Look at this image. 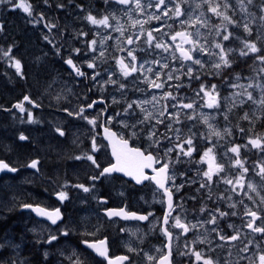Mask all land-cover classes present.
<instances>
[{
	"label": "flooded vegetation",
	"instance_id": "obj_1",
	"mask_svg": "<svg viewBox=\"0 0 264 264\" xmlns=\"http://www.w3.org/2000/svg\"><path fill=\"white\" fill-rule=\"evenodd\" d=\"M79 1L66 0V5H68V8L73 9ZM103 2L104 0H85V5L74 11L81 13L82 21H85V15L89 12L98 18L106 10V3ZM108 4L110 5V3ZM111 4L115 7L123 6L115 2H111ZM157 24V21L149 24L145 32L147 39L148 33ZM89 27V35L97 36L95 34L96 28L91 33V26ZM152 32L157 33L155 40H159L161 32L157 30ZM57 35V28H55V32L51 30L50 36L52 40H49L51 43L48 41L43 43L40 40L36 51L28 52L26 47L20 48L21 59H29L35 54L38 56V53L41 55L45 54L46 61L44 65L46 67L43 65L42 67L45 70L47 68L50 69V66L54 67V73H52L51 77H54L56 74L67 80H71L72 78L77 80V102L64 103L63 100L59 102L48 91L46 103L43 99L32 97L31 95L33 94L30 95L29 92H25L21 98L12 99L6 106L7 108H11L16 101H21L26 95L34 99L38 105L37 107H34L31 103H26L25 111L23 112L17 108H11L4 113L6 116L23 117L24 114H27L26 107H33L35 113L41 114L40 134L43 133L44 136L49 135L54 144L53 146L60 148L62 157H60V163H58V158L54 155L55 153H51L50 156L44 159L38 155V157H26L25 154L30 152L22 151L16 157L13 154L14 146H10L8 143L4 145L5 159L3 160L11 167L16 168L17 171L5 172L1 174L0 179H2L3 185L6 184L10 188L13 187L12 190L18 202L17 204L5 206L2 209V214L0 212V230L2 231L0 244L5 246L0 248V264H8L9 261L17 257L21 259L22 255L26 253L33 254L29 261L22 258L27 264H71L68 258L73 253L86 257L88 264H107L104 258L97 256L91 249L86 248L83 244L84 240H88L89 242L106 240L108 255L113 259L126 255L129 257L130 264H159L161 257L169 251L167 247L169 239L162 231L164 227H168L172 233L170 241L172 264H202V261H196L194 255H192L193 249L201 251L206 256H211L218 264H253L254 261L255 264H258V255L264 252V237L261 234L252 233L244 227L247 220L244 217L242 209H237L236 215L230 214L224 218H219L218 214H216L218 216L217 224L215 225L217 232L225 236H231L236 231H239L241 237L237 241H221L217 232L211 231L214 227L211 224H200L188 233H183L181 229L172 227L171 223L165 226L163 224V216L167 211L166 197L163 196L162 190L158 189L154 181H146L142 185H137L119 173H112L111 175L100 177L95 181L91 179V177L99 175L100 169H96L86 159L76 160L74 157L90 153L92 140L95 137L99 150L94 155L100 163L101 169L115 162L110 145L103 135L104 126L114 129L120 138L128 140L129 147L140 148L146 154L150 152L156 156L161 163L154 165V167L158 168L162 163L170 161H166V156H164L161 150H156L154 145H147L150 141L144 135L136 137L129 128L126 129L120 123L123 118L121 106L125 103V100L130 99L128 95L130 89H127L126 86L124 88L115 86L117 96L115 103L111 102V97L106 93L105 89H100L102 82L99 78L105 74L104 71L114 70L117 78L122 76L120 67L117 64L116 55L109 56L107 51L112 41H110V44H106L107 46L97 43L96 51L93 53L89 50V42L92 39L89 38L84 44L81 41L74 40L76 43L74 46L64 49V45L62 48L56 44L58 41ZM69 35H74V30L70 31ZM100 36L98 34L97 41H100ZM177 39L183 43L182 46L179 45L180 47L190 49L189 46L191 44L185 46L183 40L178 37ZM167 41L169 40L167 39ZM174 44L177 47L176 42ZM81 46H83V54H80L81 52L77 54L73 51ZM141 46H146V44L141 43L139 48ZM57 49H59V52ZM156 49L155 46L144 51L137 49L136 53H141L140 57L136 56L137 60L149 58L150 55L152 56L151 52ZM175 49L179 52L177 48ZM55 51H57L56 56L54 55ZM62 52L64 54H61ZM101 52L104 53L103 56H100ZM92 54H95L96 58H91ZM69 57L85 73L84 76H77L71 66L65 63ZM128 58L124 59L128 60ZM93 61L96 64L95 70L87 67V64ZM41 62V59L38 58L37 64L39 65ZM173 62L180 63V57L176 56ZM33 66L32 62L31 67ZM34 68H37V66H34ZM94 71L100 73L95 81L92 80ZM44 77L49 79V74H45ZM118 84L125 85L120 82ZM87 85L89 88L85 92ZM194 87L198 88L195 82L192 85V88ZM177 95V98H182L181 95ZM93 101L97 102L93 108H87V105ZM68 106H74V108H68ZM81 107L85 108L84 115L89 119L98 117L95 126L90 124L88 120L74 115ZM65 109L68 111H65ZM68 112H72L73 115H69ZM118 113L119 115H117ZM110 117L111 120H109ZM227 121L230 124L233 123L236 127H240L239 123L235 124L230 112ZM129 127H131L130 124ZM57 128L62 129L65 135L60 136L56 132ZM73 132L75 134H72ZM26 143L27 141L23 142V147H31V145H27ZM6 146H8L7 149ZM172 155H174V152L170 156ZM181 157L184 158L182 161L184 164L182 162H178L176 165L170 163L169 168L170 177L174 176L175 171H179L180 175L174 181L169 180L166 186L172 187L174 184L175 187H179L178 184L184 180L189 181L192 178L199 180V172L197 170L201 169V167L197 169L194 166V169L189 170L188 168L192 167L190 165V159L192 158L190 157L189 159L183 155ZM33 160L38 161L36 169L29 166ZM147 172L150 175L154 174L152 170H147ZM40 177L46 183H42ZM80 184L89 187L91 190L84 192L81 188L76 187ZM201 184L199 181L195 183H183L184 193H182V190L175 191V187H173L174 205H178L173 212V216L180 215L181 219L188 223L190 227L192 224L207 221L210 218L209 211L214 214L216 209H221L224 212L230 209L228 205L220 207V200L218 199L223 197L222 195L216 194L212 196L214 192L210 191V193H207V189L200 188ZM63 186H65L64 190ZM22 187L31 190V194L24 191ZM147 187L150 189L147 199L148 205L145 209L138 210L134 206L133 201L143 195ZM53 189L55 190L53 191ZM60 191L67 192L68 198L66 200H59L57 193ZM157 192L160 193V197L155 199L154 197ZM192 193L195 195H191ZM23 204H31L33 207L41 206L53 211L58 208L60 209L61 219L56 224H52L46 216L37 215L33 208H24L22 207ZM123 207L129 212H144L147 215L151 213V215L147 221L143 222L119 216L108 217L106 214V211L109 209H120ZM201 207H204L206 211L200 212ZM261 207L264 208V205H261ZM261 214L264 215V213ZM257 223L259 224L260 221H257ZM229 225H232V227H229ZM30 227H34V229H30ZM64 231H68L69 235H62ZM51 235H56L58 239L49 244L47 240ZM194 241L195 243H193ZM249 241H252V243H248ZM245 244L248 245V252L242 251ZM185 245L188 247H185ZM130 249H134V251ZM45 253H47V256H45ZM184 253L188 254L184 255ZM148 255L154 257V259L149 261L147 259ZM125 264H129V262L126 261Z\"/></svg>",
	"mask_w": 264,
	"mask_h": 264
},
{
	"label": "rangeland",
	"instance_id": "obj_2",
	"mask_svg": "<svg viewBox=\"0 0 264 264\" xmlns=\"http://www.w3.org/2000/svg\"><path fill=\"white\" fill-rule=\"evenodd\" d=\"M16 2L18 3L19 0H16ZM28 2L32 5V16H29L20 8H12L11 6L0 4V25L4 27V31L0 32V47L7 48L9 45L15 43L16 47L14 49V54L20 59L22 57L20 48L26 47L28 52H32L33 50L36 51L40 40H42L41 42L43 43L50 39L52 40L50 36L51 30L55 32V28L58 29V41L56 44L62 48L64 45V49L74 46V44H76L74 40L81 41L82 44L89 38L98 40L97 36L100 34V41H97V43L106 45L110 44V41H112L107 51L109 56L116 55L117 60L122 57L127 59V52L129 50H134V54L140 57L141 53H136L137 49L144 51L155 46V43H167V45L170 46L168 51L156 49L151 52L152 56L150 55L149 58H140L137 60L135 63L138 69L145 61H148V63L144 64L143 69L132 73L128 77H124L122 74L120 78H117L114 70L104 71L105 74L99 78L102 82L100 84V89H105L113 103H115L117 99L115 86H119L118 82L124 83L126 88L130 89L128 93L130 99L125 100V103L121 106L123 118L120 123L123 124L124 127L127 125L125 128H129L132 134L135 133L134 136L139 137L140 135H144L150 141L147 145H154L155 149L158 151L161 150L163 154L166 149L173 148L174 150L172 152H174V155L170 156L171 152L165 158L166 161H170L172 164L176 165L178 162L181 163L184 160L181 155L178 160L179 149L175 146L195 133V136H193V143L196 151L193 152L192 159H190V157L187 158L190 159V165H192L191 168H188L189 170L194 169V166H196L197 169L201 167V169L197 170V172H199V180L195 178L189 181L184 180L182 183L180 182V184H178L179 186L183 185V183H195L196 181L202 184L206 182V178L203 177V172L208 169V161L205 160L199 163L198 161L201 160L203 153L208 148L212 147V155L215 156V163L223 165L224 170L218 175H214L213 182L205 187V189L208 190L206 192L210 193V191H213L214 193H212V196L216 194L223 196L218 199L220 200V207H223V205H228L230 207V205L235 204V208L230 207V209L227 210L229 215L232 212H236L237 209H242L244 213L245 205L253 208V210L256 209V205L259 204L260 198L257 196L256 192H252L247 188V183L250 182L254 184L257 187V191H259L261 195H264V181L256 175V172L259 171L258 165H264V153L257 149H252L250 146L244 148L243 145L247 144L249 137H254L256 135L264 136V132L252 135L243 125V116H241L240 127H236L233 123L230 124L224 119V116L227 114L229 117L230 112L234 117L237 114L235 111L242 108V106H237V109H234L235 107L232 106L234 100L233 93L241 91V89H234L231 85L233 83L247 84L249 82L264 83V78H262L264 74L257 76V72L262 65H260L259 61H255L254 54L241 57L237 51L230 56L232 60L231 68L223 69L217 74L216 70L212 68V65L217 62V57L215 56L197 51L192 52L193 58L200 59L204 67L194 64L193 61H185L182 59L180 53L175 49L177 47L174 44V42H176L177 45L182 46V41L178 39L175 41L172 40V36L180 30H186L187 33L191 34L193 40L198 41L199 45L208 48L210 52L218 51L214 49L212 45L221 39V37L216 35L217 26L221 25V18L208 12L207 5L203 0H186V2L185 0H180L184 15L179 18L175 17L171 11H169L168 16L163 15V10L174 8L175 0H173L172 3H168L166 0L167 8L161 6L160 9H156L155 7L157 0H141L143 11L136 8L135 0H132L130 5H123L122 7H115L111 3L110 5L106 4L105 7L107 11L104 10V13L100 17L104 15H110L111 17V15L114 14L115 19H110L111 27L92 25L86 18L85 21H82L81 13L75 12L74 10L83 7L85 5V0H80V3L78 2L73 9L68 8L66 0H48L47 4L44 0H28ZM229 3L232 4V9L234 11L229 10L228 15L241 24L253 19V16L248 14L255 15V22L250 25L254 30V35L250 39H255V32L257 30L264 32V22L259 20V5L261 0H254L253 4L248 5V14L240 12L236 0H229ZM59 4H63L64 7H58L57 5ZM149 4L152 6L149 7ZM198 5L199 7H197ZM90 9L92 10L91 6ZM41 13L43 14V19L40 18L39 14ZM129 15L131 19H129ZM157 15L160 16L161 19L152 18ZM246 15H248V20H245ZM86 16L87 13L85 17ZM198 16L206 22V27L201 26L199 23L195 25L191 23L182 25L180 23L181 20L191 21ZM133 20L139 21L140 23L133 26ZM156 21L158 24L151 30H158L161 32V37L150 45L145 32L149 24ZM50 23L56 24L57 27L49 29L45 26ZM89 26H91V33L92 31L94 32V28H96L95 34L97 36L89 35ZM117 28H121L123 34H121L120 31H116L115 29ZM72 30H74V35L68 36V33ZM219 30L224 32L223 27H220ZM152 31L151 33L154 34L153 36L155 37L157 33ZM228 31L232 32L233 37L236 38L232 39L230 42H224L225 47L238 50L242 47L241 40L246 38L247 34L243 31L242 27H237L235 25H228ZM81 32L87 33V35H79ZM45 36L48 37V40L44 39ZM129 37L133 40V43L130 45L127 44ZM167 39L169 41H167ZM101 41H103V43H101ZM141 43L146 44V46H141L139 48ZM258 46L260 45L258 44ZM189 48L191 49L192 45H190ZM79 49H81L80 54H83V46ZM56 52L57 51L54 52L55 56ZM90 52L92 51L90 50ZM61 54H64V52ZM176 56L180 57V63L173 62ZM38 58L42 61L39 65L37 64ZM91 58H96V55L92 54ZM154 60L160 63L153 64L152 61ZM21 61L24 66L23 77L16 73L15 68L11 66L10 62L6 59H0V92L3 94L2 96H4L2 99L3 105H8L12 99L21 98L25 92H29L33 94V97L43 99L47 103L46 95L48 91L52 93L59 102H61V100H63L64 103L77 102V80L73 78L67 80L56 74L54 77H51L52 73H54V67L50 66V69L47 68L46 70L42 67V65L46 67V65H44L46 61L45 54L41 55L38 53V56L35 54L31 58L26 60L21 59ZM32 62L37 68H34V66L31 67ZM130 62V57L128 60H125V63H129L131 67ZM165 64L167 67H163ZM149 67L153 69L152 72L147 71ZM189 68L193 70L192 76L187 74ZM157 73H159V78H157ZM45 74H49V79L44 77ZM169 74L172 75L173 79H168ZM237 75L242 79L237 80ZM193 77H199V79ZM110 78L116 81V83L113 84L109 82ZM150 81L163 83L164 86L162 88H153L151 87ZM193 82H195V85H198V88H192ZM201 84L217 85L220 101L218 108H208L206 106L208 101L207 98L204 97V94L201 92L197 95ZM88 88L89 86L87 85L85 92H87ZM169 92H171L172 96L166 97V93ZM177 94L181 95L182 98H177ZM253 94L258 96L259 89L253 90ZM153 97L156 99L154 100ZM173 97L175 99H172ZM134 101L143 102V111L141 107H137L136 104H133V108L125 112L124 110L127 108L128 104ZM181 103H194V108L185 109L181 106ZM173 105H175V107H173ZM256 107L257 106H255V108ZM68 108H74V106H68ZM229 109H231V111H228ZM26 111L27 114H24L23 117L10 115L2 117L0 115V150H3L4 145L8 143L10 146L15 147H13V154L18 157V154H21L19 152H22L24 149L23 142L27 141V145L29 143L31 144V147L28 146L31 149L30 153L25 154L26 157L42 156L46 159L51 153H55L54 155L57 156L58 163H60V157H62L60 148L53 146L54 144L49 135L44 136L43 133L40 134L41 114L35 113L33 107L30 106L26 107ZM258 111L260 110L258 109ZM161 112L164 113L163 116L160 115ZM29 113H31L33 122H29ZM134 114L138 115L134 116ZM145 116H148V119H145ZM177 116L180 121L179 123L176 122ZM189 116H193L194 119H188ZM205 116L209 118V123L213 125V129L221 132V136H215L213 130L209 129L207 124L203 123V117ZM159 120H162L163 123H158L157 121ZM139 121H143V123H139ZM129 124L131 127H129ZM241 128L245 129L243 133L240 131ZM177 129H179V132H177ZM225 129H229L231 134L229 135ZM151 132H155L156 135L150 137ZM20 134L27 136L28 139L25 141L20 140ZM72 134H75V132ZM164 137H168V139ZM177 137H179V139H177ZM205 137H207V139ZM156 140L160 141L159 145L155 143ZM234 145H241L239 158L244 161L245 167L249 168V172L246 174L244 189L241 190L237 185L235 191L232 190V185L224 182L226 179H232L235 183V178H237L240 173V170L233 166L235 155L229 151ZM7 147L8 146H6V149ZM182 163L184 164V162ZM179 175V171H175L174 180H176ZM40 181L46 183L43 181L42 177H40ZM194 185L196 186V184ZM12 189L13 187L10 188L6 184L3 185L2 179H0L1 214L5 206L17 204L18 202ZM64 189L65 186H63V190ZM54 190L55 189H53V191ZM179 190H182V193H184L185 189L182 187ZM24 191L31 194V190L24 189ZM143 193V195L133 201L134 206H136L138 210L145 209L148 205L147 199L150 189L147 187ZM245 193H247V195H245ZM191 195L195 194L192 193ZM248 195L253 197L256 204H253V201L248 199ZM158 197H160L159 192L156 193L154 198L157 199ZM241 201H243V203H241ZM214 214L218 213L214 212ZM30 229H34V227H30ZM9 231L11 233V229ZM1 236L2 231L0 230V237ZM32 256L33 254L26 253L22 255V258L29 261Z\"/></svg>",
	"mask_w": 264,
	"mask_h": 264
},
{
	"label": "snow or ice",
	"instance_id": "obj_3",
	"mask_svg": "<svg viewBox=\"0 0 264 264\" xmlns=\"http://www.w3.org/2000/svg\"><path fill=\"white\" fill-rule=\"evenodd\" d=\"M44 2L47 4L48 0H44ZM106 4L115 2L121 5H130L132 3V0H104ZM168 3H172L173 0H167ZM186 2V0H185ZM203 2L207 5V11L211 12L213 15L216 17L221 18V25L217 26V31L216 35L221 37V39L217 42H215L212 47L214 49H217V52H210L208 48L204 47L203 45H199L198 41L192 40L191 39V34L186 33V32H177L175 35L172 36V40L175 41L177 37H182L184 43H189L192 45L191 49H185L183 47H180L177 45V49L180 52V55L183 60L185 61H193L194 64L200 65L201 67H204V64L200 59H194L192 52L197 51V52H202L206 53L211 56L217 57V62L212 65V68L216 70V73L218 74L221 70L231 68L232 66V60L230 59V56L238 51L239 56L241 57H247L250 54H254L255 56V61H259L260 67L259 71L257 72V76H261V74H264V32H261L257 30L255 32V39H250L254 35V30L250 26L252 23L255 22V15L254 14H248V5L253 4L254 0H236V3L239 7L240 12L246 13L248 15H252L253 19L249 22H245L241 24L239 21L232 19L231 16L228 15L229 10L232 9V4L229 3V0H203ZM0 4L6 5V6H11L12 8H20L23 10V12L27 13L29 16L33 15L32 11V5L31 3L28 2V0H19L17 3L16 0H0ZM60 8H63V4L57 5ZM135 6L137 9L143 11L141 0H135ZM149 7L152 5L149 4ZM161 6H165L167 8L166 0H157L155 7L157 9H160ZM199 7V5L197 6ZM260 9V15H259V20L261 22H264V0H261V3L259 5ZM169 11L173 13V15L177 18L181 17L184 15L181 2L180 0H175L174 3V8L173 9H168V10H163V15L168 16ZM234 11V10H233ZM40 18L43 19V14H39ZM203 15V14H202ZM248 15L245 16V20H248ZM88 22H90L92 25H102L105 27H111L110 24V19H115L114 14L111 15H104L100 18H97V16L93 15L91 12L87 14L85 17ZM152 18L154 19H161L160 16H153ZM129 19H131V16L129 15ZM226 22V23H225ZM140 23L139 21L133 20V26L136 24ZM180 23L183 25L185 23H191L192 25H195L199 23L201 26L206 27L207 24L204 20H202L199 16L196 17L194 20L191 21H185L181 20ZM228 25H235L237 27H242L243 31L247 34V37L241 40L242 47L237 49H233L231 47H225L224 42H230L232 39L236 38L233 37L232 32L228 31ZM49 29L57 27L56 24H48L45 25ZM220 27L224 28V32H221L219 29ZM116 31H120L121 34H123L121 28L115 29ZM4 31L3 25H0V32ZM158 31V30H157ZM79 35H87V33H79ZM45 40H48V37H44ZM155 40V37L152 35L151 32L148 33V43L151 45L153 41ZM51 43V41H48ZM103 43V41H101ZM128 44H132L133 40L131 37L128 38L127 40ZM258 44L260 46H258ZM96 45H97V40L92 39L89 42V48L90 50L95 53L96 51ZM16 45L15 43L9 45L7 48L0 47V59H6L8 62H10L11 66L15 68L16 73L23 77L24 72H23V64L20 58H17L16 55L14 54V49ZM169 45L167 43H155V48L157 49H163L164 51H168ZM59 52V49H57ZM77 54L81 52V49L77 48L74 49ZM104 53L101 52L100 56H103ZM127 56L131 58V67L129 66V63H125L124 58H119L117 60V63L120 67V71L122 72L124 77L130 76L132 73H135L139 71L140 69L144 68V64H147L148 61H145L144 64L140 65V68L138 69L136 66V61L137 57L134 54V50H129L127 52ZM254 61V62H255ZM65 63L75 71L77 76H84L85 73L81 71V69L73 62V59L69 57ZM153 64H158L160 63L159 61H152ZM87 67L90 69H96V64L95 62H89L87 64ZM163 67H167V65H163ZM148 72H152L153 69L149 67L147 69ZM189 76H192L193 70L192 68L188 69ZM100 75L99 72H95L92 76V80L95 81L96 78ZM157 78H159V73L156 74ZM195 79H199V77H193ZM264 78V76H262ZM168 79L171 80L173 79L172 75L169 74ZM237 80L242 79L239 75L236 77ZM111 83L115 84L116 81L111 80ZM151 87L153 88H162L164 86L163 83H157L156 81H150ZM120 88H124L125 85L120 84ZM232 88L234 89H241V91L233 93V107L237 106H243L248 102H251L252 104L256 105L257 108L260 110V115L257 116L255 112L250 115L248 112H245L242 119L248 120L250 123L253 122V118L255 117L256 120H264V83H259V82H249L247 84L243 83H233L231 85ZM251 89V90H250ZM259 89V95L255 96L253 94V90ZM204 94V97L207 98V107L208 108H218L220 101H219V93L217 92V85L211 84V85H205L201 84L199 92L197 95L200 93ZM172 94L171 92L166 93V97H171ZM155 100L156 98L153 97ZM173 99H175L173 97ZM24 101H30V98L28 96L24 97ZM238 101V103H237ZM96 101H93L91 104L87 105V108H93V106L96 104ZM142 103L143 102H133L129 103L127 108H125V112H128L129 109L133 108V104H136L137 107H141V110L143 111L142 108ZM181 106L185 109H193L194 108V103H181ZM17 108L20 109L21 112L25 111L23 104H17ZM175 107V105H173ZM65 111H68L65 109ZM228 111H231L229 109ZM85 108L81 107L78 112H75L74 115L77 117H80L81 119L88 120L90 124L95 126L97 124V119L98 117L91 118L89 119L87 116L84 115ZM69 115H73L72 112H68ZM119 115V113L117 114ZM150 115V114H149ZM161 116L164 115L163 112L160 113ZM145 119H148V116H145ZM188 119H194L193 116H189ZM224 119L227 120L228 116L225 114ZM111 120V117L109 118ZM29 122H33L31 113H29ZM158 123H163L162 120L157 121ZM176 122L179 123V119L177 116ZM139 123H143V121H139ZM203 123L207 124L209 129L213 130V134L217 137L221 136V132L218 130L213 129V125L209 123V118L207 116L203 117ZM127 127V125H125ZM134 127V126H133ZM226 132L230 135L231 132L229 129H225ZM240 131L243 133L245 129L241 128ZM56 132L59 133L60 136H64L65 133L62 129L57 128ZM177 132H179V129H177ZM105 133L107 135V138L112 142L113 148H112V155L115 157L116 162L110 164L107 167H103L101 169L100 163L97 161L94 153L99 150V146L96 144L95 137H93L92 140V149L91 152L84 155V156H76L74 159L76 160H82L86 159L87 161L91 162V165L94 166L96 169H100L99 175L98 176H93L91 179L93 181L99 179L100 177L108 176L111 175L112 173L116 172H121L124 173L127 176L132 177L135 179V181L139 184L144 181H154L158 189L162 190V194L164 197H166V202H167V211L165 212L163 216V224L165 226L169 225L171 223V226L174 228L181 229L183 233H188L192 229L197 228L200 224L207 223L211 224L214 227L211 229L213 232H217V229L215 225L217 224L218 216L219 218H224L229 215L228 212L221 211L220 209H216V213H218V216L216 214H213L211 211H209V216L210 218L207 221L204 222H198V224H192L191 227L189 226L188 223L183 221L180 217V215L173 216V212L175 211V208L178 207V205H174L173 201V187L175 185L173 184L172 187L166 186L169 182V180L174 181V176L170 177L169 176V168H170V163L171 162H165L162 163L160 167H154L156 164H160V160L154 156L152 153L145 154L144 151H142L139 148H131L128 145V140L121 138L118 141L113 140L112 138L116 136L115 133L110 132L109 129L105 128ZM135 135V133H133ZM156 135L155 132L150 133V137H154ZM193 136H195V133H193L192 136H189L186 138L183 142L177 144L175 147L179 149L178 153V160L179 156L183 155L186 157H192L193 152L196 151V148L194 147L193 143ZM165 139H168V137H164ZM207 139V137H205ZM20 140H27L28 137L20 134L19 136ZM179 139V137H177ZM155 143L159 145L160 141L156 140ZM119 146V147H118ZM251 147L252 149H257L260 152L264 153V136L261 135H256L254 137H249L247 144L243 145L244 148ZM214 147V146H213ZM174 149L173 148H168L165 150L164 155L167 156L169 153H171ZM240 150H241V145H234L229 149L231 153L235 155V159L233 162V166L237 167L240 170L239 176L235 178V183L232 179H226L224 182L226 184L232 185V190H236V186L238 185L241 190L244 189L245 187V181H246V174L249 172V168L245 167L244 161L239 158L240 156ZM213 153V148L210 147L208 148L203 155L201 156V160L199 162H203L205 160L208 161V169L203 172V177L206 178V182L200 185V188H205L208 186L209 183L213 182V177L214 175H218L224 170V166L221 164L215 163V156L212 155ZM134 160L135 163H129V160ZM38 165V161L33 160L31 164L29 165L31 168L36 169ZM259 171L256 172V175H258L262 181H264V165H258ZM151 169L154 175H147L144 171V169ZM2 170H8L11 172H16L17 169L14 167H10L8 163H6L3 160H0V171ZM76 187L81 188L84 192H89L91 189L89 187H86L83 184L77 185ZM183 185H180L179 187H175V191H179L180 188H182ZM247 188L250 189L252 192H256L257 196L260 198L259 204L256 205V210H253V208L248 207L245 205V211H244V217L246 218L247 222L244 225L247 229H249L252 233H258L261 234V236H264V215L261 213H264V208L261 207V205H264V195H261L259 191H257V187L252 184V183H247ZM199 191V189H197ZM247 195V193H245ZM57 196L59 200L64 201L68 198L67 192L65 191H60L57 193ZM210 198V197H209ZM248 199L253 201V204H256V201L253 200V197L248 195ZM243 203V201H241ZM22 207L24 208H33L31 204H23ZM230 207L235 208L236 205L232 204ZM39 215L41 216H46L52 224H56L58 220L61 219V213L60 209H56L55 211L49 212L45 209L36 207L34 209ZM206 209L204 207L200 208V212H205ZM108 217H113V216H124L125 218H128L129 215L132 218H136L139 220H147L151 213L148 215H141L137 216L135 213H125L123 209L117 211V210H107L106 212ZM231 215H236V212H232ZM257 221H260L258 224ZM229 227H232V225H229ZM163 233L168 237L169 239V244L167 245L169 251L166 255L161 257L159 264H172L171 256V238H172V233L169 231L168 227H164L162 229ZM64 236H68L69 233L68 231H64L62 233ZM217 235L219 236V239L221 241H237L239 240L240 237V232L236 231L235 234L231 236H225L219 232H217ZM58 237L56 235H51L49 239L47 240V243L51 244L53 241H56ZM203 242V241H201ZM195 243V241L193 242ZM248 243H252V241H249ZM83 244L86 246L87 249H91L97 256L104 258L107 261V264H125L126 261L129 262V257L128 256H119L116 257L115 259L110 258L108 255V247H107V241L106 240H101L98 242H89L88 240H84ZM5 247L3 244H0V248ZM185 247H188L185 245ZM131 251H134V249H130ZM243 252H248V245L245 244L243 249ZM188 253H184V255H187ZM192 255H194L195 260L198 262L202 261V264H218L216 260H214L211 256H206L204 253L201 251H197L193 249ZM45 256H47V253H45ZM244 258V257H242ZM71 261V264H88V260L86 257L81 256L77 253H73L72 256L68 258ZM147 259L149 261H152L154 257L148 255ZM8 264H27L25 260L20 259L17 257L14 260H11L8 262ZM255 264V261L253 262ZM258 264H264V252H261L258 255Z\"/></svg>",
	"mask_w": 264,
	"mask_h": 264
},
{
	"label": "trees",
	"instance_id": "obj_4",
	"mask_svg": "<svg viewBox=\"0 0 264 264\" xmlns=\"http://www.w3.org/2000/svg\"><path fill=\"white\" fill-rule=\"evenodd\" d=\"M1 71V70H0ZM3 94L0 92V107L2 106H7V105H3L2 103V99L4 96H2ZM256 105L252 104L251 102L246 103L244 106H242V108L238 109L237 111H235V113H237L234 117L233 120L235 123H241V116L244 115L245 112H250V115H252L253 112H255V114L257 116L260 115V111H258V108L256 107ZM237 109V107H236ZM249 110V111H248ZM0 115L2 117L6 116L4 112L0 111ZM243 125L244 127L247 129V131L250 132V134L255 135V134H261L264 132V120H256L255 117L253 118V122L250 123L248 120H244L243 119ZM27 144V143H26ZM1 145V144H0ZM29 145H31L29 143ZM29 147H24V149L22 151L25 152H30ZM21 153V152H20ZM4 151L0 150V159H5V155H4Z\"/></svg>",
	"mask_w": 264,
	"mask_h": 264
},
{
	"label": "water",
	"instance_id": "obj_5",
	"mask_svg": "<svg viewBox=\"0 0 264 264\" xmlns=\"http://www.w3.org/2000/svg\"><path fill=\"white\" fill-rule=\"evenodd\" d=\"M180 32H185V31H180ZM178 38H180V39L183 40L182 37H178ZM184 44H189V43H184ZM185 49H186V48H185ZM26 96H28V97L30 98V101H31V102H29V101H24V98H23L21 101H16V102L12 105L11 108H17L16 105H17V104H20V103L23 104V107H25L26 103H31L34 107H37V106H38L37 103H36V102H35V101H34L29 95H26ZM24 97H25V96H24ZM11 108L1 107L0 110H2V111H6V110L11 109ZM17 109L20 111L19 108H17ZM105 128L109 129L110 132H113V133L116 134V136L112 138L113 140L118 141V140H120L121 138L118 136L117 132H116L114 129H112V128H110V127H105V126L103 127V135H104L106 141L109 143V145H110V149H111V153H112L113 145H112V142L107 138V135H106V133H105ZM118 147H119V146H118ZM139 149H140V148H139ZM141 150H142V149H141ZM142 151H143V150H142ZM145 154H146V153H145ZM112 156H113V155H112ZM113 158H114V160H115V162H116V159H115L114 156H113ZM0 160H3V159H0ZM3 161H4V160H3ZM115 162H114V163H115ZM129 163H135V161L130 159V160H129ZM10 167H11V166H10ZM147 170L150 171L151 169H148V168L144 169L145 173H146L147 175L151 176V175L147 172ZM5 172H8V170H2V171H0V176H1V174L5 173ZM116 173L121 174L123 177H125V178H127V179L133 181V182H134L135 184H137V185H142L143 183L146 182V181H144V182L138 184V183L135 181V179H133L132 177L127 176V175H125L124 173H121V172H116ZM152 175H154V174H152ZM154 183H155V182H154ZM36 207H39V208L45 209V210H47V211H49V212H52V211H53V210H49V209H46L45 207H41V206H34V207H33V210H34ZM121 209H123L124 212H125V213H128V214L135 213L137 216L147 215V214L144 213V212H135V211H130V212H129V211L126 210L125 207L120 208V209H111V210H117V211H119V210H121ZM109 210H110V209H109ZM34 212H35L37 215H39L36 211H34ZM106 212H107V211H106ZM40 216H41V215H40ZM119 217L125 218L124 216H119ZM126 219L139 220V219H136V218H132L130 215H129V217L126 218ZM140 221L145 222V221H147V220H140Z\"/></svg>",
	"mask_w": 264,
	"mask_h": 264
}]
</instances>
